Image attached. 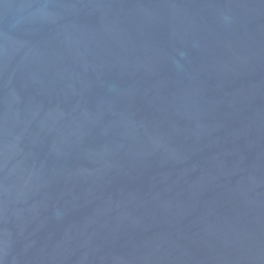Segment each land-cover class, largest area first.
<instances>
[{"label": "water", "instance_id": "obj_1", "mask_svg": "<svg viewBox=\"0 0 264 264\" xmlns=\"http://www.w3.org/2000/svg\"><path fill=\"white\" fill-rule=\"evenodd\" d=\"M0 264H264V0H0Z\"/></svg>", "mask_w": 264, "mask_h": 264}]
</instances>
